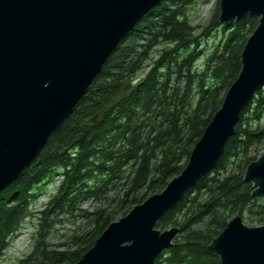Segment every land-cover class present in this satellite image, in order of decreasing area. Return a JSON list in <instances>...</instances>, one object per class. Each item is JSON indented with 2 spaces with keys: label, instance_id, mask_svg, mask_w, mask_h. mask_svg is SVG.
<instances>
[{
  "label": "trees",
  "instance_id": "16d2710c",
  "mask_svg": "<svg viewBox=\"0 0 264 264\" xmlns=\"http://www.w3.org/2000/svg\"><path fill=\"white\" fill-rule=\"evenodd\" d=\"M192 1L162 0L141 18L33 163L0 191V264L50 186L56 190L39 212L33 250L16 264H76L116 217L181 175L237 80L241 53L259 24L256 16L221 24L216 0L209 23L193 25L186 10ZM247 105L216 167L157 223L161 232L179 233L155 264H221L211 245L235 217L264 224V198L253 197L245 181L256 160L246 155L264 144V88ZM115 190L112 214L81 210L87 202H111ZM60 216L83 217L97 228L52 249L47 238Z\"/></svg>",
  "mask_w": 264,
  "mask_h": 264
},
{
  "label": "water",
  "instance_id": "95a60500",
  "mask_svg": "<svg viewBox=\"0 0 264 264\" xmlns=\"http://www.w3.org/2000/svg\"><path fill=\"white\" fill-rule=\"evenodd\" d=\"M162 0H0V191L37 158L107 60L136 24ZM259 18L243 52L242 69L194 147L181 175L166 189L109 224L76 264H155L178 228L159 220L216 167L242 111L264 88V0H220V23ZM245 181L264 198V154ZM211 249L221 264H264V224L233 219Z\"/></svg>",
  "mask_w": 264,
  "mask_h": 264
},
{
  "label": "rangeland",
  "instance_id": "374dc122",
  "mask_svg": "<svg viewBox=\"0 0 264 264\" xmlns=\"http://www.w3.org/2000/svg\"><path fill=\"white\" fill-rule=\"evenodd\" d=\"M216 0H193L190 5L187 6V12L190 16L191 22L193 25L206 26L213 13V9L215 7ZM260 127H264V120H262ZM264 154V144L253 148L249 153V158H258ZM242 158V157H241ZM239 159L235 162V165H232L228 174L237 172L236 169L244 160L245 157ZM255 160V161H256ZM246 173V170H245ZM255 191V187H253ZM55 188L50 186L47 192H44L43 195H39L37 202L32 203L31 209L33 214H35V218L29 220L24 224L23 228H21V232L11 241V245L7 250L6 256L2 262V264H16L19 260H23L26 256H28L33 250L34 243L38 236V230L40 229V221H39V212L44 209L45 204L49 201V196L55 192ZM117 190L111 192L109 196H111V202L109 201H92L87 202L81 205V210L86 211L88 213L97 212V210L107 209L111 213L116 207L115 199ZM112 214V213H111ZM109 216V215H108ZM120 216L116 217L114 222L120 220ZM57 219L60 221H56L54 224V228L50 231V234L47 238V243L51 245L52 249H57V246L60 244L66 243V239L72 236L74 233L80 234L82 230H90L94 232L97 228V224L93 222L90 226L87 222V219L83 217L71 218L70 216H60ZM244 221V220H243ZM113 223V222H112ZM247 227H258L260 224H251L248 220L244 221ZM66 246L61 247L59 250H64ZM74 249H72L73 251ZM81 259V258H80Z\"/></svg>",
  "mask_w": 264,
  "mask_h": 264
}]
</instances>
